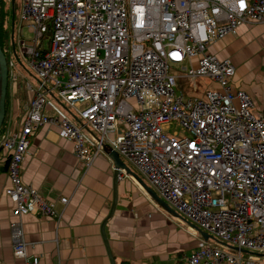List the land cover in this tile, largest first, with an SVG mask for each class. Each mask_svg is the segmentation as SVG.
I'll return each instance as SVG.
<instances>
[{
  "label": "built area",
  "instance_id": "built-area-1",
  "mask_svg": "<svg viewBox=\"0 0 264 264\" xmlns=\"http://www.w3.org/2000/svg\"><path fill=\"white\" fill-rule=\"evenodd\" d=\"M20 1L19 19L33 38L21 39L19 51L36 86L19 130L0 135L8 152L4 195L14 214L60 217L54 202L20 179L35 129L55 125L85 169L112 136L111 148L160 199L221 244L182 256L184 264H257L264 254V114L253 116L249 97L230 88V61L206 51L240 26L264 22V0ZM6 67L15 81L14 62ZM201 78L218 90L206 89L204 101L174 96L177 79ZM171 123L184 136L168 137ZM86 127L97 134L93 152ZM9 227L13 257L24 258L20 230Z\"/></svg>",
  "mask_w": 264,
  "mask_h": 264
},
{
  "label": "crops",
  "instance_id": "crops-1",
  "mask_svg": "<svg viewBox=\"0 0 264 264\" xmlns=\"http://www.w3.org/2000/svg\"><path fill=\"white\" fill-rule=\"evenodd\" d=\"M206 52L230 61L234 68L230 88L249 97L253 116L263 115L264 22L238 27L234 36L213 42ZM16 71L15 81L7 79L0 135L19 130L24 107L34 96L32 78L18 67ZM205 88L218 90L213 83ZM50 99L60 105L54 97ZM63 109L71 123L80 127L70 110ZM57 131L53 124L33 131L20 179L37 196L54 202L59 218L14 214V205L4 195L8 152L0 148V264H25L31 258H37L38 264H111L110 260L112 264H184L182 256L203 246L221 248L211 235L156 195L144 177L111 148L112 136L85 169L73 155L72 142L58 138ZM81 133L93 152L97 134L88 127ZM60 198L67 199L65 206L58 203ZM11 225L20 230L24 258L13 257ZM257 264H264V254Z\"/></svg>",
  "mask_w": 264,
  "mask_h": 264
},
{
  "label": "rangeland",
  "instance_id": "rangeland-1",
  "mask_svg": "<svg viewBox=\"0 0 264 264\" xmlns=\"http://www.w3.org/2000/svg\"><path fill=\"white\" fill-rule=\"evenodd\" d=\"M20 6H21L20 0H13V4H11V1L8 2L9 15L7 16V20L5 24L7 29L6 36L8 43V48L6 49V59H7L6 62L8 63L9 61H13L14 67H18L25 74L27 78L31 77L32 80L29 79V82L31 84L35 83L36 86V81H35L36 76L28 66L27 57H24L19 51V42L21 39L30 40L33 38L32 34L28 33L26 24L21 22L19 19L20 10H21ZM11 38L13 42V48L10 47ZM42 46L46 47L45 40H42ZM209 84L210 82L207 79H203V78L194 79V80L178 79L176 80V87L173 90L174 96L185 97V98H196L204 101L203 93L207 89L205 88L204 90V87H209ZM164 133L168 137H171L172 133H176L178 137L184 136L181 133L180 127L178 126L177 123H171L167 127V129L164 130Z\"/></svg>",
  "mask_w": 264,
  "mask_h": 264
},
{
  "label": "trees",
  "instance_id": "trees-1",
  "mask_svg": "<svg viewBox=\"0 0 264 264\" xmlns=\"http://www.w3.org/2000/svg\"><path fill=\"white\" fill-rule=\"evenodd\" d=\"M10 1H11V4H13V0H0V50L4 55L5 62L7 60L6 59V49L8 48L7 36H6L7 29H6L5 24H6L7 16L9 15L8 2ZM10 47L13 48L12 38H11ZM13 55H14V52H13ZM6 93H7V89H6ZM6 93H5L4 104L6 100ZM3 124L4 122H2V125Z\"/></svg>",
  "mask_w": 264,
  "mask_h": 264
},
{
  "label": "water",
  "instance_id": "water-1",
  "mask_svg": "<svg viewBox=\"0 0 264 264\" xmlns=\"http://www.w3.org/2000/svg\"><path fill=\"white\" fill-rule=\"evenodd\" d=\"M6 89H7V67H6L4 55L0 50V127L4 119V99H5ZM111 153H112L111 154L112 157L117 158L114 152L111 151ZM110 262L112 264L111 260Z\"/></svg>",
  "mask_w": 264,
  "mask_h": 264
}]
</instances>
